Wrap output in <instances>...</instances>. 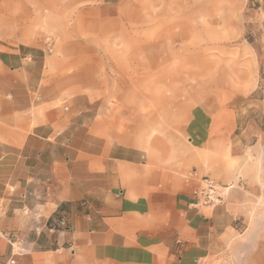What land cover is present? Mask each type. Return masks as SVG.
Instances as JSON below:
<instances>
[{"label": "crops", "instance_id": "crops-1", "mask_svg": "<svg viewBox=\"0 0 264 264\" xmlns=\"http://www.w3.org/2000/svg\"><path fill=\"white\" fill-rule=\"evenodd\" d=\"M5 3L0 264H264V176L227 173L220 117L191 113L187 156L129 137L86 62L100 51ZM203 176L230 185L223 203L198 202Z\"/></svg>", "mask_w": 264, "mask_h": 264}, {"label": "rangeland", "instance_id": "rangeland-1", "mask_svg": "<svg viewBox=\"0 0 264 264\" xmlns=\"http://www.w3.org/2000/svg\"><path fill=\"white\" fill-rule=\"evenodd\" d=\"M5 1L11 16L35 11L44 34L80 33L100 51L86 62L129 137L186 155L202 109L228 128L227 173L264 176V0Z\"/></svg>", "mask_w": 264, "mask_h": 264}, {"label": "built area", "instance_id": "built-area-1", "mask_svg": "<svg viewBox=\"0 0 264 264\" xmlns=\"http://www.w3.org/2000/svg\"><path fill=\"white\" fill-rule=\"evenodd\" d=\"M228 187H223V189H227ZM197 197L199 203L208 206H216L224 202L227 193L222 189H219L218 184L210 179L208 176H203L201 178V185L194 192ZM60 225H65L63 220L59 221ZM11 263L14 261L11 260ZM197 264H204L202 262Z\"/></svg>", "mask_w": 264, "mask_h": 264}]
</instances>
